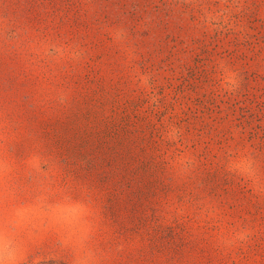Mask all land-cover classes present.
Wrapping results in <instances>:
<instances>
[{
	"label": "rangeland",
	"instance_id": "374dc122",
	"mask_svg": "<svg viewBox=\"0 0 264 264\" xmlns=\"http://www.w3.org/2000/svg\"><path fill=\"white\" fill-rule=\"evenodd\" d=\"M264 264V0H0V264Z\"/></svg>",
	"mask_w": 264,
	"mask_h": 264
},
{
	"label": "trees",
	"instance_id": "16d2710c",
	"mask_svg": "<svg viewBox=\"0 0 264 264\" xmlns=\"http://www.w3.org/2000/svg\"><path fill=\"white\" fill-rule=\"evenodd\" d=\"M41 264H64V263H59L57 261H48V262H43Z\"/></svg>",
	"mask_w": 264,
	"mask_h": 264
}]
</instances>
